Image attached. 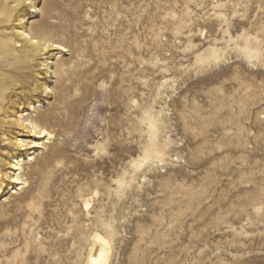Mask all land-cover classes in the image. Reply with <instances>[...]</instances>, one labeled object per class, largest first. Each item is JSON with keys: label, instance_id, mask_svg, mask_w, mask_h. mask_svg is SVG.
Instances as JSON below:
<instances>
[{"label": "rangeland", "instance_id": "1", "mask_svg": "<svg viewBox=\"0 0 264 264\" xmlns=\"http://www.w3.org/2000/svg\"><path fill=\"white\" fill-rule=\"evenodd\" d=\"M18 10L27 32L65 49L14 71L49 88L23 115L54 134L11 151L21 171L0 162L26 181L4 177L0 264H86L96 232L110 264H264V0Z\"/></svg>", "mask_w": 264, "mask_h": 264}, {"label": "bare ground", "instance_id": "2", "mask_svg": "<svg viewBox=\"0 0 264 264\" xmlns=\"http://www.w3.org/2000/svg\"><path fill=\"white\" fill-rule=\"evenodd\" d=\"M27 0H0V137L7 146L0 162L5 163L8 169L14 173L22 170V165L17 162H10L6 157L15 158L11 151H24L27 149L38 148L40 140H50L54 132L52 128L41 122L40 118H30L23 115L25 106L33 107L31 101L33 94L42 90L44 93H50L47 86H43L39 81L33 85L34 89L28 90L24 82L17 79L14 71L23 70L26 67L45 66L39 57L44 56L52 50L64 51L65 47L54 43L51 39L38 37L32 31L27 32L24 29L25 15L18 8L25 4ZM30 8H34L30 5ZM17 22L11 35L2 31L5 24ZM13 63L12 70L6 71V66ZM47 66V65H46ZM48 67L45 73L48 74ZM39 102V101H37ZM62 112V111H61ZM56 117V116H55ZM58 118V117H57ZM61 120V119H60ZM62 123V122H59ZM24 132L34 140L29 143L23 140ZM9 148V150H7ZM9 178V185L26 184L20 173L8 177L2 175L0 169V194L4 192L5 178ZM83 205L88 210L92 204V198L83 200ZM92 248L89 251L86 264H110V243L100 233H94L92 236Z\"/></svg>", "mask_w": 264, "mask_h": 264}]
</instances>
